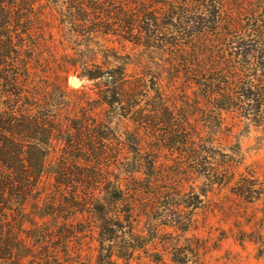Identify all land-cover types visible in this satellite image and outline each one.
Returning <instances> with one entry per match:
<instances>
[{"label": "rangeland", "instance_id": "374dc122", "mask_svg": "<svg viewBox=\"0 0 264 264\" xmlns=\"http://www.w3.org/2000/svg\"><path fill=\"white\" fill-rule=\"evenodd\" d=\"M203 1L139 0L133 15H147V31L139 17L114 20L121 0L9 2L31 74L24 106L42 128L22 220L24 233L38 229L39 250L96 264L113 237L119 264H264V119L225 114L221 127L204 126L194 89L167 72L164 51L196 31ZM109 72L121 80L118 109Z\"/></svg>", "mask_w": 264, "mask_h": 264}, {"label": "trees", "instance_id": "16d2710c", "mask_svg": "<svg viewBox=\"0 0 264 264\" xmlns=\"http://www.w3.org/2000/svg\"><path fill=\"white\" fill-rule=\"evenodd\" d=\"M9 2L13 4L15 0H0V27L5 29L2 35L5 42L0 45V52H3L0 56L5 64L0 72V81H3L0 134L6 140L0 142V262L86 264L74 260L68 250H65V257L59 255L58 248L39 250L31 242L37 241V228L24 233L23 211L29 196L38 187L42 168V149L35 142L42 128L38 114L27 115L23 101L28 94L23 83L31 78V74L27 64L20 63L17 49L20 47L13 31L20 23V13L8 5ZM209 2L200 3L196 31L186 36L183 47L173 43L176 48L164 51L170 57L167 72L173 80L182 75L185 83L194 89L196 101L203 110L204 126L221 127L225 114L260 124L264 119V0ZM142 5L139 0H121L114 20L117 19L120 27H133L137 22L135 18L139 17L140 22L147 23L144 28L147 31L150 26V20L144 18L147 15L144 12L133 15ZM162 5L163 9L168 8L167 3ZM150 7L146 6L145 12ZM102 76L109 89L108 104L118 109L122 96L117 84L124 80L125 70L120 72V81L113 72ZM20 138L32 141L29 143ZM113 241L110 237L112 244L106 248L102 245L96 264H119L117 259H123L116 253Z\"/></svg>", "mask_w": 264, "mask_h": 264}, {"label": "bare ground", "instance_id": "6f19581e", "mask_svg": "<svg viewBox=\"0 0 264 264\" xmlns=\"http://www.w3.org/2000/svg\"><path fill=\"white\" fill-rule=\"evenodd\" d=\"M78 81L76 80L75 83H77Z\"/></svg>", "mask_w": 264, "mask_h": 264}, {"label": "water", "instance_id": "95a60500", "mask_svg": "<svg viewBox=\"0 0 264 264\" xmlns=\"http://www.w3.org/2000/svg\"><path fill=\"white\" fill-rule=\"evenodd\" d=\"M76 79V78H75Z\"/></svg>", "mask_w": 264, "mask_h": 264}]
</instances>
